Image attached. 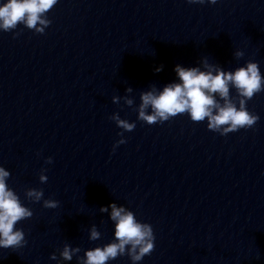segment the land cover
Listing matches in <instances>:
<instances>
[{"label": "water", "instance_id": "water-1", "mask_svg": "<svg viewBox=\"0 0 264 264\" xmlns=\"http://www.w3.org/2000/svg\"><path fill=\"white\" fill-rule=\"evenodd\" d=\"M45 15L43 34L0 31V166L33 212L16 225L27 243L0 249V264H77L60 251L111 242V209L100 211L110 203L153 229L137 264H264V91L246 102L258 121L224 136L187 113L137 120L141 93L175 81L177 64L232 71L251 60L264 75V0H58ZM113 113L135 122L115 150Z\"/></svg>", "mask_w": 264, "mask_h": 264}, {"label": "clouds", "instance_id": "clouds-1", "mask_svg": "<svg viewBox=\"0 0 264 264\" xmlns=\"http://www.w3.org/2000/svg\"><path fill=\"white\" fill-rule=\"evenodd\" d=\"M58 0H0V31L15 30L18 25L33 30L36 34H43L51 21L45 15ZM190 5H215L218 0H186ZM16 33H14L15 35ZM236 58L244 56V52H234ZM201 67H183L177 64L174 67L176 80L165 84L161 89L152 88L142 92L140 104L137 109V120L148 125L163 123L177 116L187 113L193 122H205L206 128L221 136L239 129L251 128L259 119L258 115L251 113L246 108V102L255 94L264 91V75L255 61H245L242 66L232 71H225L218 66L202 61ZM162 70V66L156 69ZM230 90H235L238 100L231 97ZM126 91L130 92L128 88ZM113 97V102H116ZM131 105L132 101L127 100ZM109 119L115 122L122 131L117 133L121 138L113 145V150L118 145L126 143L123 133L135 128V122L121 119L113 113ZM46 164L52 163V158L45 159ZM41 169L38 179L40 183L47 181ZM10 172L0 166V249L16 251L22 248L27 241L25 233L17 223L31 218L33 212L25 206L19 195L8 186ZM25 196L32 202H40L43 197L42 189L30 188ZM59 202L53 199H43L44 208H56ZM111 209L110 219L113 224V240L103 246L85 250L79 256L80 249L65 244L60 251V259L72 261L74 257L77 264H108L117 257L127 255L132 264L142 261L154 248V233L151 225L139 221L135 214L124 206L110 203L100 208L101 212ZM100 233L93 227L90 231V240H98ZM57 260L55 253L49 257Z\"/></svg>", "mask_w": 264, "mask_h": 264}]
</instances>
